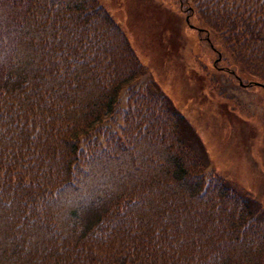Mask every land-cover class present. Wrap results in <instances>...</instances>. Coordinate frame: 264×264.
Instances as JSON below:
<instances>
[{
  "label": "trees",
  "instance_id": "1",
  "mask_svg": "<svg viewBox=\"0 0 264 264\" xmlns=\"http://www.w3.org/2000/svg\"><path fill=\"white\" fill-rule=\"evenodd\" d=\"M178 1L264 85V0ZM143 71L99 0H0V264H264V220Z\"/></svg>",
  "mask_w": 264,
  "mask_h": 264
},
{
  "label": "rangeland",
  "instance_id": "2",
  "mask_svg": "<svg viewBox=\"0 0 264 264\" xmlns=\"http://www.w3.org/2000/svg\"><path fill=\"white\" fill-rule=\"evenodd\" d=\"M99 1L144 64L135 83L152 78L170 96L205 172L248 195L254 216L264 220V85L241 80L252 76L237 69L219 32L181 1Z\"/></svg>",
  "mask_w": 264,
  "mask_h": 264
},
{
  "label": "bare ground",
  "instance_id": "3",
  "mask_svg": "<svg viewBox=\"0 0 264 264\" xmlns=\"http://www.w3.org/2000/svg\"><path fill=\"white\" fill-rule=\"evenodd\" d=\"M229 186V185H228ZM237 192V191H236ZM241 194V193H240Z\"/></svg>",
  "mask_w": 264,
  "mask_h": 264
}]
</instances>
